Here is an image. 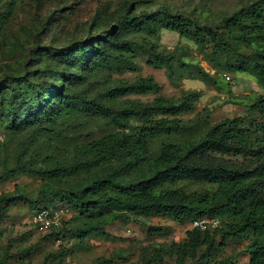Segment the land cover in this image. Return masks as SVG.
I'll use <instances>...</instances> for the list:
<instances>
[{
	"label": "rangeland",
	"instance_id": "1",
	"mask_svg": "<svg viewBox=\"0 0 264 264\" xmlns=\"http://www.w3.org/2000/svg\"><path fill=\"white\" fill-rule=\"evenodd\" d=\"M127 1L0 0V174L14 168L19 157L37 169L72 164L88 156L89 141L116 131L110 120L87 116L82 103L74 97L65 103L48 105L55 98L53 91L46 93L49 87L117 106L127 99L147 103L163 96L179 100L189 90L199 91L201 97L193 110L178 116L189 128L179 135L155 139L151 147L153 156L163 142L201 137L224 119L260 117L250 105L264 97V84L249 73L234 71V60L224 67L217 66L212 61V44L200 47L173 31L162 30L157 35L130 33L122 37L144 48L154 46L156 54L171 55L176 65L172 76L165 66L152 64L154 59L144 48H134L125 56L131 63L136 62L135 67L128 63L117 66L114 61L106 64L93 52L69 56L79 44L87 42L88 49L107 47L102 39L124 16ZM129 1L137 5V12L160 10L179 14L227 32L225 19L259 0ZM241 46L243 51H251L249 46ZM195 67L209 73L215 84L204 79ZM148 77L161 85L158 94L129 95L117 100L105 96L118 83ZM40 92L50 97L46 108L58 111L53 120L37 121L24 114L30 105L39 107ZM13 111L22 115L20 130L11 125ZM23 119L26 120L22 122ZM141 125L133 121L130 131H138ZM116 164L108 161L78 174L47 177L20 171L0 181V200L4 195L25 199L9 205L0 202V264H216L220 260L250 263L248 246L252 238L231 239L216 258H210L205 247L185 252L183 242L193 229L192 221L178 222L160 215H134L130 220L114 221L84 241L73 237L71 231L83 227L88 219L77 211L69 193ZM175 187L188 194L212 188L196 181L179 182ZM41 205L63 209L59 225L45 230L35 222L34 215ZM223 225L221 220L219 226L210 230L216 232ZM151 227L162 230L152 232Z\"/></svg>",
	"mask_w": 264,
	"mask_h": 264
},
{
	"label": "trees",
	"instance_id": "2",
	"mask_svg": "<svg viewBox=\"0 0 264 264\" xmlns=\"http://www.w3.org/2000/svg\"><path fill=\"white\" fill-rule=\"evenodd\" d=\"M127 2L124 16L107 34L108 37L102 39L107 47L99 45L97 49H88L90 42H87L79 44L69 56L93 52L106 64L114 61L117 66L128 63L135 67L136 62L131 63L125 56L134 48H144V45L122 40V37L143 32L157 35L167 30L195 41L200 47L212 44V61L217 62V66L224 67L228 61L234 60V71L249 73L264 84V0L226 18L227 32L211 25H200L179 14L160 10L137 12V5ZM242 44L249 46L251 51H243ZM144 49L154 59L152 64L165 66L170 76L174 74L176 65L171 55L156 54L154 46ZM195 68L204 79L215 84L209 73L200 67ZM55 88L49 87L46 91H53L55 96L48 105L55 106L57 101L65 103L74 97L82 103L87 116L110 120L116 131L89 141L86 144L88 156L72 164L37 169L19 157L14 168L0 174V181L20 171L39 177L74 175L114 161L117 164L103 175L69 193L77 211L88 219L83 227L71 231L73 237L84 241L103 231L110 223L130 220L134 215H160L178 222L213 217L223 220L224 225L216 232L197 228L189 230L183 242L185 252L205 247L208 256L216 258L231 239L252 238L248 246L249 264L264 261V97L250 105L260 117L224 119L213 124L201 137L184 142H163L153 156L151 147L155 139L179 135L189 128L178 116L193 110L201 97L199 91L189 90L179 100L158 96L147 103L127 99L117 106L99 98L89 99L81 93L70 94ZM161 90V85L148 77L118 83L107 90L105 96L117 100L129 95L158 94ZM46 93L40 92L39 107L30 105L24 113L26 118L33 117L37 121L54 119L58 111H54V107L46 108L45 102L50 100ZM11 118L12 127L20 130L22 115L13 111ZM133 121L142 123L138 131H130ZM183 181L204 182L212 188L188 194L175 187ZM21 200H25L23 196L4 195L0 202L9 205ZM40 208L49 207L41 205L37 210ZM150 230L158 232L162 228L151 227ZM216 264L233 263L220 260Z\"/></svg>",
	"mask_w": 264,
	"mask_h": 264
},
{
	"label": "built area",
	"instance_id": "3",
	"mask_svg": "<svg viewBox=\"0 0 264 264\" xmlns=\"http://www.w3.org/2000/svg\"><path fill=\"white\" fill-rule=\"evenodd\" d=\"M230 80V76L227 77ZM64 216V211L62 208H40L36 211L34 215L35 222L45 230L51 229L55 225H59L62 217ZM220 224L218 218L213 217H203L195 219L192 222L193 228L200 230H208L211 227H217Z\"/></svg>",
	"mask_w": 264,
	"mask_h": 264
}]
</instances>
